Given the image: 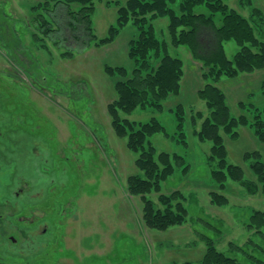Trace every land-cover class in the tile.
Instances as JSON below:
<instances>
[{
	"label": "rangeland",
	"instance_id": "obj_1",
	"mask_svg": "<svg viewBox=\"0 0 264 264\" xmlns=\"http://www.w3.org/2000/svg\"><path fill=\"white\" fill-rule=\"evenodd\" d=\"M45 1L0 0V146L8 148L7 131L16 132L9 136L22 143V147L15 145L17 153L12 159L8 149L0 153V196L9 190L4 184L7 179L13 186V196L21 188L27 190L15 197L24 202L22 207L21 203L15 204L16 223L22 222L21 230L8 224V214H12L9 203L0 202V264L198 263L206 249L202 237L211 239L218 251L238 264H264V229L261 233L249 229L252 213L264 212L261 192L251 195L241 183L228 181L227 205L217 207L211 203L214 164L208 162V156L212 143L198 140L194 130L199 129L201 121L193 124L191 120L195 112L208 115L205 103L197 97V91L206 83L202 76L205 69L187 48L171 44L168 19L154 20L153 27L157 38L167 43L169 54L183 62L179 95L168 98L162 111L120 112L121 118L134 122L156 119L164 132L148 141L158 152L184 159L161 183L159 194L181 191L187 217L180 226L156 231L144 226L141 198L126 191L127 178L140 174L135 166L137 154L126 148V138L115 135L107 112V105L116 96L114 79L104 73V67L131 70L128 42L137 32L129 23L109 45L75 49L78 44L64 41V34L56 30V16L63 24L61 11L56 15L52 6L47 11H33ZM126 2L95 1L92 23L98 38L106 36L108 27L116 22L119 6ZM223 2L246 18L253 7L264 17V0ZM195 12L206 13L203 6L196 7ZM39 16L54 28L47 37L34 22ZM255 36L264 41V33L255 30ZM223 48L229 60L240 49L233 41L223 43ZM66 51L72 57L63 59ZM263 81L264 69L220 79L216 85L226 97L231 116L246 115L252 122L257 107L264 123ZM239 103L245 105V110L252 108L245 111ZM177 105L185 109L186 146L177 142L181 139L176 128ZM235 132V137L221 133L227 161L239 166L244 178L255 183L244 154L258 152L264 163V142L248 126ZM184 167H188L186 172ZM28 193L32 198L39 197L35 208L22 201ZM157 197L154 192L147 196L159 208ZM23 210L34 212L31 217L20 218ZM32 218H43L44 224L31 227ZM36 232L42 234L41 241L47 240L43 251L40 242L33 243Z\"/></svg>",
	"mask_w": 264,
	"mask_h": 264
},
{
	"label": "trees",
	"instance_id": "obj_2",
	"mask_svg": "<svg viewBox=\"0 0 264 264\" xmlns=\"http://www.w3.org/2000/svg\"><path fill=\"white\" fill-rule=\"evenodd\" d=\"M95 1L46 0L34 7L33 11H47L49 6L53 7L52 11L56 15L58 10L61 11L63 24L59 23L56 16V30L64 34V41L76 42L78 46L75 49L87 45H109L129 23L135 28L137 35L128 42V58L133 66L131 70L105 65L104 73L114 79L116 98L107 105L113 131L117 137L126 138V148L137 154L135 166L140 174L127 178L126 191L132 197L141 198L144 226L150 230L165 231L182 225L187 217L183 203L185 197L181 191L169 195L159 194L161 183L173 175L174 166L184 162L183 157L176 154L158 152L148 141L149 137L164 132L163 126L154 118L141 123L120 117V112L131 114L136 109L162 111L163 103L180 93L183 62L172 57L167 43L157 38L153 21L158 18L168 19L171 44L187 48L192 58L201 62L205 69L202 76L206 83L197 91V97L205 103L208 115L195 112L191 120L193 124L196 120L201 121L199 129L194 130L198 140L212 143L208 156V162L214 164L211 169L214 188L209 193L211 203L217 207L227 205L225 194L229 189L228 181L241 183L248 194L255 195L260 191L264 196V163L260 161L258 152L244 154L256 178L253 183L244 178V172L239 166L228 163L221 135L223 132L235 137L237 128L248 126L264 142L262 111L254 108L252 122L246 115L231 116L226 97L216 85L222 77L231 79L239 74L264 69V41L255 36V30L264 33L262 11L253 7L249 18H246L229 8L223 0H127L124 6H119L116 22L108 27L106 36L98 38L93 32L92 23L96 11ZM199 6H203L206 13H196L195 8ZM34 22L39 24L40 32L45 37L54 31L51 22L44 17H35ZM229 41L240 48L232 60L227 58L223 48V43ZM61 57L70 58L72 53L66 51ZM261 89L264 97V81ZM239 106L245 108L242 103ZM262 107L264 112V103ZM174 111L178 137L181 138L177 142L186 146L183 131L185 109L177 105ZM19 142L16 140V144L20 145ZM183 170L186 172L188 167ZM153 192L158 194L159 208L147 198ZM249 229L261 233L264 229V212L252 213ZM201 240L206 246L202 259L198 263L181 264H238L235 259L218 251L211 239L202 237Z\"/></svg>",
	"mask_w": 264,
	"mask_h": 264
},
{
	"label": "flooded vegetation",
	"instance_id": "obj_3",
	"mask_svg": "<svg viewBox=\"0 0 264 264\" xmlns=\"http://www.w3.org/2000/svg\"><path fill=\"white\" fill-rule=\"evenodd\" d=\"M8 132V148L7 147H3V146H0V153H4L5 151H7V149H8V153H9V156H10V159H12L13 157H14V155L17 153V150H15L14 149V147H15V145H16V140L15 139H12V137H10L9 135H15V133L16 132H14V131H7ZM0 135H2L1 133H0ZM3 139H5V137L3 136ZM11 139V140H10ZM11 146H13L12 148H11ZM20 146L22 147V143L20 144ZM34 146H32V148H33ZM14 154V155H13ZM11 165H15V161L14 162H11ZM11 174V173H10ZM8 176L9 177H11L12 175H9L8 174ZM7 182L6 183H4L5 184V187H7L8 186V189L9 190H7L6 192H5V194L6 195H4V196H0V202L1 201H4L5 203H9V205H8V209H9V211H10V213H12V214H8V216L10 217V218H8V224H10V225H12L13 227H16L17 229H19V230H21V229H23V225H20V224H22V222L21 221H19L20 223H16V217L17 216H15V204H16V202L17 203H21V207H22V203H24V202H18V201H20L19 199H17V201L15 200V197H17V196H19V193H22V192H27V190H25V188H21L20 190H19V193H16V194H14V196L11 194V191H10V188L11 187H13L12 185H11V181L10 180H6ZM26 185H28V183L26 182L25 183ZM3 185V184H2ZM27 189H31V186H30V188H29V186H28V188ZM31 192V191H30ZM37 195V194H36ZM39 195V194H38ZM41 195V194H40ZM24 198H23V200L22 201H26L27 203H31L29 206L31 207V208H35L36 207V201L38 200V198L39 197H36L35 196V198H32L31 197V195L28 193L27 195H24L23 196ZM21 199V198H20ZM5 203H3L2 205H4ZM34 206V207H33ZM23 212L25 213H21V211H20V215H22V216H20V218H22V217H26L27 215H29L30 217H31V214H32V212H34L33 210H30V211H24L23 210ZM19 216V215H18ZM43 218H40V219H37V218H32V219H30V221H29V225L31 226V227H33V226H37V227H41V224L43 223V220H42ZM44 224V223H43ZM29 229V228H28ZM38 231V230H37ZM45 232V229L43 230V233ZM5 233V232H4ZM3 233V234H4ZM4 237V236H3ZM41 238H42V234L40 233H37L36 232V234L35 235H33V243H41L42 244V246H44L43 248H42V251H43V249H45V247H46V245H47V240L45 239V240H42L41 241ZM39 240V241H36V240ZM11 241L13 242V243H15L16 241L12 238L11 239Z\"/></svg>",
	"mask_w": 264,
	"mask_h": 264
}]
</instances>
